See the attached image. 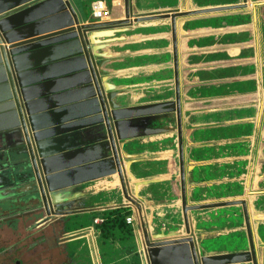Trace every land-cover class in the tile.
<instances>
[{
	"label": "crops",
	"instance_id": "1",
	"mask_svg": "<svg viewBox=\"0 0 264 264\" xmlns=\"http://www.w3.org/2000/svg\"><path fill=\"white\" fill-rule=\"evenodd\" d=\"M93 1L80 0L77 5L80 8L86 2L90 7ZM131 2L136 16L194 12L176 18L174 35L170 18L133 25L123 32L126 36L122 42L113 49L105 46L102 54L107 59L112 55L119 56V68L122 70L109 74L115 77L113 79H118L109 81L111 84H122L126 94L122 95L124 100L137 107L133 113L138 117L132 118L126 129L138 137L127 140L124 148L132 155L127 160L128 177L130 184L137 185L134 192L140 195L146 226H155L153 233L163 229L166 230L164 232L183 230V178L186 207H199L196 211L186 212L190 229L198 231L196 234L205 238H216L227 231L220 229L226 217L240 213L238 218L244 235L240 236L237 245L220 247L219 251H228L219 254L229 252L232 262L252 264L245 262L248 259L252 262L251 251L238 250L242 249L248 237L246 229H250L251 240L248 238L254 245L257 264H264V209L255 208V201L264 196V0H246L245 3L242 0ZM231 6L235 7L224 9ZM215 8L222 9L195 12ZM110 10L108 20H93L90 14L89 18L83 15V21L108 23L123 18L118 15L121 13L118 8L114 11L110 7ZM175 52L181 105L179 132L175 111ZM33 63H41V60ZM88 63L86 61L92 74H97L95 63L93 67ZM78 68L79 64L53 68L38 75V78L60 77ZM71 81L58 84L49 82L40 89V93L60 90L68 86L66 82ZM77 83L79 80L72 84ZM101 87L104 88V85L101 84ZM76 96L70 95L67 100L73 101L71 99H76ZM162 103L165 105L159 106ZM46 106L54 105L45 104L42 107ZM117 182L116 176H111L79 185L75 195L80 196L78 205H82L85 211L49 219L48 225L61 218L86 216L80 223L92 220L86 226L70 229L72 234L64 231L63 236L59 237L58 244L68 249L65 252L68 257L78 259L76 253L84 252L89 264H108L106 252L120 248L121 243L101 245L97 233L98 222L105 220L108 211L126 208L125 213L133 218V223L127 224L133 230V239L126 243L136 246L139 263L147 264L137 208L129 205ZM23 196L12 197L18 198L12 207L18 214L21 212L18 204L30 200L21 198ZM243 211L245 217L244 213L241 216ZM29 214L33 216L38 213ZM0 227L4 225L0 224ZM17 230L18 227L12 232L16 234ZM65 236L71 239H65ZM15 238L16 235H10L8 240ZM74 243L79 245L70 248L69 245ZM10 248L5 247L0 251ZM131 258L132 254H126L123 259Z\"/></svg>",
	"mask_w": 264,
	"mask_h": 264
},
{
	"label": "water",
	"instance_id": "2",
	"mask_svg": "<svg viewBox=\"0 0 264 264\" xmlns=\"http://www.w3.org/2000/svg\"><path fill=\"white\" fill-rule=\"evenodd\" d=\"M52 1L59 6H52ZM124 1V18L112 24L83 23L69 0H0V203L16 195L28 194L27 198L38 200L46 214L38 225L52 217L85 211L82 205H78L80 196L75 195V187L115 174L118 175L126 201L136 206L140 214L141 205L132 196L141 200L140 195L134 192L137 185L130 184L128 177L127 160L132 155L124 148L127 140L138 137L126 129L127 123L138 117L133 113L137 107L112 103L113 97L124 92V86L109 83V80L115 78L109 76L113 72H106L102 66L120 58L116 55L119 59H107L102 56L103 52L98 54L96 50L102 47L105 51V46L113 42L117 34L130 28L117 29L113 37L108 30L115 23L129 25L131 17L135 18V22L170 18L174 35L176 18L194 12L136 16L130 9L129 0ZM219 9L222 8L195 12ZM51 31L55 32L49 33ZM68 47H74L78 54L50 63H33L38 59L37 56L44 55L46 51L58 53ZM173 56L175 111L179 132L181 105L177 52ZM98 59L101 61L97 62ZM82 61L86 67L80 73L87 76V80L81 83V87L88 88L91 96L80 102L66 103L63 107H42L50 97L47 93H36L37 89L41 84L47 86L49 82L56 83L58 77L50 81L49 77L38 78V75L64 62ZM86 61L90 62V67L95 63L98 75L92 74ZM97 79L104 88L100 87ZM108 85L111 87L107 88ZM162 105L165 103L159 104ZM181 179L182 213L187 235L183 236L179 231L166 233L163 230L152 235L142 224L147 264H236L231 261L232 255L229 252L219 254L227 249H218L240 242V236L244 235L240 229V213L226 217V222L220 228L227 230L224 235L205 238L196 234L198 231L190 230L186 212L196 211L199 207H186L184 180ZM246 232L251 240L250 229H246ZM248 237L242 249L238 250L251 251L252 262L249 259L245 262L257 264L254 245Z\"/></svg>",
	"mask_w": 264,
	"mask_h": 264
},
{
	"label": "rangeland",
	"instance_id": "3",
	"mask_svg": "<svg viewBox=\"0 0 264 264\" xmlns=\"http://www.w3.org/2000/svg\"><path fill=\"white\" fill-rule=\"evenodd\" d=\"M69 1L71 3H73V6L75 7V9H76L77 13L79 14V16L81 17L82 21L84 18L83 15H86L87 18L90 17V14H91L90 7L86 4V2H83V3L81 2L82 4H81V7L79 8L77 5V2L78 1L80 2V0H69ZM83 1H85V0H83ZM106 1L103 0L106 7L108 8V10H110V7L113 8L114 11L117 10V8H118V10L121 11V13H118V15L124 16V11H125V1L124 0H106ZM39 2L40 1H37L36 3H39ZM51 5L54 7L59 6V4L54 2V1L51 2ZM129 6H130V9L133 10V7H132L133 5H132L131 0H129ZM40 9H43V8L41 7ZM81 10H83V13H81L82 12ZM133 11H132L133 15H136ZM110 16H111V10H110ZM134 19L135 18L131 17V19L129 21L130 22L129 25L123 24V25H119L116 27H111V29H109L108 31L113 33L112 36L114 37V36H116L115 32L118 31L117 29L127 28V27H131L133 25L143 24V22H140V21L135 22ZM155 20H161V19H155ZM17 21H19V20H17ZM17 21L14 20L13 22H17ZM151 21H153V20H151ZM94 22H97V21H90L89 23H94ZM83 23H86V22L83 21ZM53 32H55V31H51L49 33H53ZM125 36H126V34L124 35L123 33L117 34V36L113 38L114 39L113 42L109 43L108 46H110L111 49H113L116 44H119L120 42H122L124 40L123 37H125ZM21 41H23V40H21ZM70 48H72V50ZM77 49H79V48H77ZM65 50L59 51L60 53L59 52L55 53V52H51V51H46L45 53H43L44 55H39V56H37V58L41 60L42 64H45V63H50V62L55 61V60H60L61 58H64V57H74L76 54H78L77 50H75L74 47H68ZM102 52H104V48H102V47L97 48L96 53L101 54ZM111 58L114 59V58H118V57L116 55H112V56H110V59ZM98 61H100V60L98 59L97 62ZM73 64H79L80 66L76 71L67 72L65 75L58 77L56 79V81H57L56 84L62 83L65 81H71V80L72 81L66 82V84L68 85L67 87H64V88L57 90V91L49 92L48 96L50 97V99L48 98L49 100H47L48 102L46 103V105H51V103H52L54 105V107H63L65 102L66 103L75 102V101L80 102L81 100H86L87 98H89L91 96V92L88 90V88L81 87L83 85L81 83H83L85 80H87V76H83V74L80 73L81 69L83 67L84 68L86 67L84 61L73 62L71 64L69 62H67V63L64 62V63H61V64H59L53 68L56 69L58 67H71V65H73ZM120 65H121L120 60L115 61V62L113 61V62L104 64L102 66V69L105 70L106 72L111 73L114 71L122 70L121 68H119ZM55 77L56 76H51V77H49V80L53 81L52 79ZM77 80H79V83L72 84L73 81H77ZM113 80H118V79H113ZM98 82H99L100 87H101V81L98 80ZM112 84H115L117 86H123L120 83H112ZM45 86L46 85L41 84V86L37 89L36 93H40V89L42 87H45ZM84 89H87V91L83 92ZM79 94H80V96H79ZM70 95H73V96L77 95L76 99H71L73 101L67 100L68 96H70ZM122 95H126V94H124V92L117 94V96L112 98V103H114V104H116V103L117 104H130L127 100H124L125 98ZM82 98H85V99H82ZM67 101H69V102H67ZM44 105H45V103H44ZM93 109H95V105H93ZM88 139L90 140V138H88ZM120 151H121V149H120ZM125 171H126V169H125ZM114 176H116V182L118 180L117 184L120 185L118 175L115 174ZM97 180H99V179H97ZM94 181H96V180H94ZM77 188L78 187H75V189H77ZM75 189H72V190H75ZM132 196L135 197L134 198L135 201L139 205H141L139 200L136 199V196L135 195H132ZM25 197H27V196H23L21 198L25 199ZM17 200H18V198H11V199L1 201V203H0V224L4 225V227H0V249L11 246L10 249H8L7 251H4L3 253L0 254V264H14L15 260L19 261L20 262L19 264H30V263L31 264H89V263H87L86 259L84 258V257H86L84 252L83 253L81 252L78 254L76 253V256H78V259L68 257L65 253L68 249L65 250V247L63 248L62 247L63 245H59L58 242L60 241L59 237L61 238L63 236L64 231H68L69 234H72L70 232V229H73V228L76 229V228H79L80 226H86V225L90 224L92 222V220L87 221L85 223H80L86 219V216H85V218L75 217V218H71V219H69V218L56 219V220L52 221L51 223H49L50 225L48 227H46L45 229L41 228V230L39 232H36V233L34 232L35 233L34 237H31V235L27 236L26 230L28 227H30L28 229L33 228L32 230L38 229L36 227L34 228V225H31V220L33 222L35 219H37L38 215L31 217L30 214H29V216H28V214H24L23 215L24 218H23L22 217V211H24V210L22 208L19 209V211H21L20 214L16 213V211L12 208L14 206V204L17 202ZM25 201H27V200H24V202ZM25 205L26 204H23L22 207L27 209V211H28L30 209L31 205H27V206H25ZM129 205H131V204H129ZM141 208H142V206H141ZM255 208L257 210L263 211L262 209H264V196L262 198L258 197V199L255 201ZM123 209L126 210V208H123ZM137 213L139 214L138 209H137ZM243 213H245V211L241 212V215H243ZM140 214H139L140 225L144 224L146 230H148L150 232V234H152V235L155 234V233H153L154 230L156 229L155 226H152V224H147L148 227L146 226V224H145L146 219L144 218L145 215H144V211H142V209L140 211ZM67 216H70V215H67ZM16 218H18V219H16ZM29 219H31V220L29 221ZM67 219H69L70 221H67ZM60 221H63V222H60ZM76 222H79L80 224L78 225ZM101 222L102 221L100 220L98 222V224H101ZM19 223H20V227L18 228L16 234L13 232H10L9 230H6L7 228H12V230L16 229L18 227ZM72 224H74V225L72 226ZM141 226H142V228H144L143 225H141ZM160 227H163V226H160ZM149 228H150V230H149ZM151 228H153V230ZM163 230L166 231L165 229H163ZM158 231H159V229L156 230V232H158ZM172 231H180V229H178V230L176 229V230H172ZM262 232L264 234V229H262ZM31 233H33V232H31ZM41 233H44V238L42 237ZM180 234L183 236L187 235L185 233L184 228L182 231H180ZM10 235L11 236L16 235V238L14 240L10 239L11 241H9L8 239H9ZM37 236H40V237L37 238ZM65 239H71V238L65 236ZM16 241L18 242L17 244L14 243ZM19 242H21V243H19ZM126 242H122L120 244V248H118V249H121V247L123 248L124 246H126L127 245ZM143 243H144V239H143ZM75 245L76 244L74 243V244H70L69 246H70V248L74 249ZM78 245L79 244H77L76 246H78ZM130 246H132V245H130ZM134 247H135V250H133V253H135V251H136V246H134ZM262 253H263L262 258L264 261V250L262 251ZM136 254L139 255L138 253H136Z\"/></svg>",
	"mask_w": 264,
	"mask_h": 264
},
{
	"label": "trees",
	"instance_id": "4",
	"mask_svg": "<svg viewBox=\"0 0 264 264\" xmlns=\"http://www.w3.org/2000/svg\"><path fill=\"white\" fill-rule=\"evenodd\" d=\"M124 18V16H123ZM118 19V20H122ZM109 18L105 19L108 20ZM104 20V19H101ZM115 21V20H113ZM111 21L110 23L114 24V22ZM109 23V22H108ZM111 25V27H116L119 25ZM111 29V28H110ZM111 33V32H109ZM108 33V34H109ZM113 35V33H111ZM126 210L122 208H117L114 211H108L105 216V220L100 224L98 227L97 233L99 237V242L101 245H109L112 246L116 243H122L129 241L133 239V230L132 228L128 227V225L125 222V218L129 216L127 213H125ZM124 213V214H123ZM131 245V244H130ZM126 245L121 249H109L105 256H107V259L109 260L108 264H139L138 255L133 253V250H135V247L132 245ZM132 254L131 259L124 260V255ZM123 259V260H122Z\"/></svg>",
	"mask_w": 264,
	"mask_h": 264
},
{
	"label": "flooded vegetation",
	"instance_id": "5",
	"mask_svg": "<svg viewBox=\"0 0 264 264\" xmlns=\"http://www.w3.org/2000/svg\"><path fill=\"white\" fill-rule=\"evenodd\" d=\"M20 196H23V195H20ZM24 204H26L25 206H27V205H32L31 206V208L27 211V209H25V208H23L22 207V205L23 204H18V207H19V209H23L24 211H22V217H23V215L24 214H28V216H29V213H31L32 215L34 214V213H38V214H36V215H40L36 220H34L33 222H32V220L31 219H29V221L31 220V225H34V228L36 227V228H38L37 230H32V229H28V228H30V227H28L27 228V236H30L31 235V237H34L35 236V233L36 232H39L40 230H41V228L42 229H45L46 227H48L49 225H48V221H46L45 223H42V224H40V225H38L39 223V221L41 220V219H43L45 216H46V214H45V212H44V209H43V207L41 206V204L38 202V200H36V199H31V200H27V201H25L24 202ZM33 207H35V208H33ZM28 208V207H27ZM33 208V209H32ZM36 215H33V216H36ZM33 216H31V217H33ZM24 218V217H23ZM18 228H19V226H18ZM6 230H9L10 232H12V229H6ZM31 232H33V233H31ZM35 232V233H34ZM42 234V237L44 238V233H41ZM26 236V237H27ZM25 237V238H26ZM40 236H37V238H39ZM36 238V239H37ZM24 239V238H23ZM7 248V247H6ZM8 250V249H7ZM7 250H4V251H7ZM4 251H0V254L1 253H3ZM20 262L19 261H17V260H15L14 261V264H19ZM31 264V263H30Z\"/></svg>",
	"mask_w": 264,
	"mask_h": 264
},
{
	"label": "built area",
	"instance_id": "6",
	"mask_svg": "<svg viewBox=\"0 0 264 264\" xmlns=\"http://www.w3.org/2000/svg\"><path fill=\"white\" fill-rule=\"evenodd\" d=\"M90 11L92 18L95 20L107 19L110 16V12L103 0H94L90 5ZM125 222L130 225L133 223V218L127 216Z\"/></svg>",
	"mask_w": 264,
	"mask_h": 264
}]
</instances>
